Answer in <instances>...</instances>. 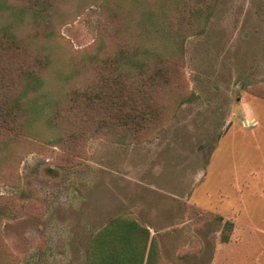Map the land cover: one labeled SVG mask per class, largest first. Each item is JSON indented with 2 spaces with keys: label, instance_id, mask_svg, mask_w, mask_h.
I'll return each instance as SVG.
<instances>
[{
  "label": "rangeland",
  "instance_id": "1",
  "mask_svg": "<svg viewBox=\"0 0 264 264\" xmlns=\"http://www.w3.org/2000/svg\"><path fill=\"white\" fill-rule=\"evenodd\" d=\"M101 2H68L52 37L45 24L22 28V36L41 38L31 64L41 44L52 49L43 89L54 98L65 102L95 77L90 59L101 38L102 58L132 41L118 34L124 22L134 27L132 5L119 0L125 16L113 19ZM188 35L176 84L160 91L164 112L136 139L123 142L103 129L77 139L66 133L58 144L62 122L54 133L0 125V264H87L96 232L126 214L149 226L159 264L205 263L215 244L226 243V220L234 223V245L221 247L213 264H264V199L242 219L244 234L224 214L248 169L264 165L260 150L245 143L246 132L261 129L243 127L264 118V0H219L206 31ZM251 180L256 187L264 179ZM198 196L215 211L196 205Z\"/></svg>",
  "mask_w": 264,
  "mask_h": 264
},
{
  "label": "trees",
  "instance_id": "2",
  "mask_svg": "<svg viewBox=\"0 0 264 264\" xmlns=\"http://www.w3.org/2000/svg\"><path fill=\"white\" fill-rule=\"evenodd\" d=\"M74 1L0 0V125H16L31 134L36 125L52 133L60 129L54 140L58 144L66 133L77 139L103 129L123 142L136 139L161 118L160 91L176 84L188 34L206 31L219 0H161L155 5L127 0L132 5L127 12L135 15V24L130 28L129 22L122 23L118 34L131 36L132 41L102 58L106 43L101 38L90 59L98 66L95 77L72 88L64 102L43 89L47 82L44 70L53 63L51 47L41 44L31 64L27 59L41 38L22 36L21 31L25 23L45 24L46 37L54 36V19L61 7ZM101 5L113 19L125 16L119 0H102ZM57 74L62 79L69 77ZM70 124L74 125L71 130ZM233 229L234 223L226 220L222 242L230 241ZM154 237L134 216L114 217L91 239L87 264H157L160 250Z\"/></svg>",
  "mask_w": 264,
  "mask_h": 264
},
{
  "label": "crops",
  "instance_id": "3",
  "mask_svg": "<svg viewBox=\"0 0 264 264\" xmlns=\"http://www.w3.org/2000/svg\"><path fill=\"white\" fill-rule=\"evenodd\" d=\"M247 119H249V118H247ZM250 120H254L256 122V124L252 125V126L251 125L245 126L243 123V125H244L243 127H247V128H251V127L258 128L259 127V129H261V130H259V132H257V131L246 132V136H249V137L246 138L247 140L245 141V143L248 144L249 146L254 145L257 149H259L260 150L259 152L263 156V159H264V118H262L260 116H258V117L254 116ZM252 176H256V177L259 176L260 178L264 179V165L262 167H259V168L248 169L247 175H244L243 181L239 182V187H236L240 194L236 198L234 204H231L232 206L230 207V209L228 211H224L226 218H230L231 216L232 217L234 216L237 219L236 223H237V226L239 225V227L241 228V232H239L241 234H244L243 233L244 228H242V224L244 222L242 219L248 218L249 212H251V210H253V208L255 207L256 204L259 203V205H260L259 201L264 199L263 198L264 196L262 197V193L264 194V180H260L259 182H257V184H258V186H256V187H258V189H257L254 185L255 181L253 182V180H251ZM233 188H234V186H233ZM257 198H258V201H256ZM194 201H195L194 203H196V205H198L200 207L203 206V207H206L210 210L215 211L214 209H212L213 207H211V206H213L212 203L209 204V202H206L204 199L200 198L199 196L195 197ZM252 203H254V205H250ZM147 227H149V226H147ZM151 236L153 237L152 232H151ZM224 245H234V244L232 243V241L226 242V243L215 244L213 251L211 252V255L208 256V258H206L205 263H200V264H213L214 261L217 260V258H216L217 252ZM159 250H160V246H159ZM161 254L162 253L160 250V258L158 259L157 264H159V260L161 259Z\"/></svg>",
  "mask_w": 264,
  "mask_h": 264
}]
</instances>
